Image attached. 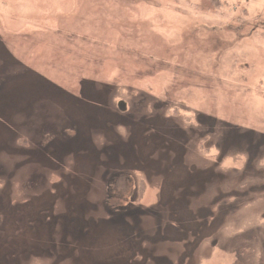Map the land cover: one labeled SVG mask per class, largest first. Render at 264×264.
<instances>
[{"label": "rangeland", "instance_id": "1", "mask_svg": "<svg viewBox=\"0 0 264 264\" xmlns=\"http://www.w3.org/2000/svg\"><path fill=\"white\" fill-rule=\"evenodd\" d=\"M13 230L56 254L19 264H264V0H0L1 257Z\"/></svg>", "mask_w": 264, "mask_h": 264}, {"label": "trees", "instance_id": "2", "mask_svg": "<svg viewBox=\"0 0 264 264\" xmlns=\"http://www.w3.org/2000/svg\"><path fill=\"white\" fill-rule=\"evenodd\" d=\"M50 87H52V86H50ZM41 89H42V93L38 94L35 97V100L34 101H36V103H40L42 105H43V103L50 104V105L57 104V105H55L56 107L54 109L57 110V111H59V112H62V110H67L66 114H68V115H73V110L74 109H77L78 111H80V110H84V109H87V108H89V109L90 108H93V107H89L87 103L88 102L92 103V102H94L96 100L94 98L93 99L92 98L91 99H82V101L80 102V101H78V98H74L70 94L60 95L61 97L58 98V99H56L57 97H53L52 96L53 93L50 92V89H44L46 91V94L43 93V88H41ZM97 94L98 93H96L94 96L97 97ZM49 101H51L52 103L49 102ZM98 105H101V107L98 106V108L96 107V109L98 110V115H99L98 117L101 118L102 121L101 122L98 121V122H96V123H94L92 125L93 129H92V133L91 134H95V135H94V137H91L90 140H93V141L95 140V138H97L96 133L98 131H102L103 132V136H109L110 134H112L114 131H113L112 127L110 128L108 126V123H111V120L110 119H112L113 117H116V116L120 115L118 112L106 114L105 110H106V107L107 106H103L104 105V101L102 103L98 104ZM109 111H115V109L114 108H109ZM21 112H22V110H21ZM91 113H92V111L89 110V111L84 112L85 115H83V116H86V119L90 122V124H92V120H93L92 118L94 117ZM110 115H112V116H110ZM146 118H143V119L140 118V120L136 121L133 124V128L132 129L134 130V134L131 132L133 135L139 134V137L140 138L146 137L145 134H147V133L145 132V130L143 129V126H142V124L146 120ZM122 119L123 118H121L119 116V118H114L112 120H113L114 123H119V122L122 123ZM104 124H106L107 127ZM138 128L140 130H142V132H138L137 131ZM109 131H111V132L109 134H106ZM155 135H156V133L151 134L150 135V138H153ZM67 136H70V134L68 133ZM57 137H59V136H56V138ZM115 137L118 138L119 135L117 134ZM133 138H134V136H133ZM166 138H167V136H166ZM62 139L64 141L68 142V143L73 142L69 138H63L62 137ZM103 139H104V137H103ZM93 141H89L88 139H84V144H83L84 147L83 148H79L75 144L74 145H65V144H63L60 147V149H55L54 148L53 149L54 152H57L58 153V154L55 153L56 155L54 154L55 157H56V160H60V162H61V159L63 157H65V156L67 157V155L70 154L71 152H73L75 149H77L78 151H81V152L83 151L85 153V150L86 149L88 150V147L90 145L96 147V145H95L96 143L93 142ZM117 141H119L118 147L120 149H122L125 153L127 151H129L130 154H133L135 152L133 150H135L136 148H138L136 146H131L128 142L123 143L122 142V139H120V137H119V139ZM135 143H137V141H135ZM114 147L116 148V145L115 144H114ZM143 149H144V147L142 146V144H140V150H139V152L143 151ZM69 150H71V152H67ZM62 152H64V153H62ZM51 154H53V152H51L49 149H46V152L43 154V157L45 156L54 165V161H53V159L51 157L52 156ZM106 154L109 155V157H110L111 160L112 159L115 160L117 158V155H113V152L112 153H108V152L105 153L104 152V156H106ZM143 154H145V150L143 151ZM147 160L148 159H146L144 162H141L139 165H143ZM63 162H64V159H63ZM63 162H61V164H63ZM38 163H40V162H38ZM34 164L36 165L37 163L35 162ZM64 168H65V165L61 169H64ZM118 170H124V169L123 168H119ZM118 170H116V171H118ZM98 171L99 170L96 169V172L89 178V180H87V179L84 180L86 182V186L85 187L78 186V185H74L75 183L72 182L73 181V178L70 175H68V178H67L68 179V182H70V184L72 186L68 182H67V184H68L69 188H71V187L72 188L71 189L67 188V189L63 190L61 193L67 194V199L70 197V200L73 199V198H76L78 200H84L85 202L83 204H84V206H86V204L88 203V201L84 198V196L85 197H88V198L91 196V194H92V192H90L91 191V186L93 187L94 186V183H97L96 182V179H95V175H96V173ZM103 173H104V171H103ZM110 173L111 172H109V174ZM150 173L151 172L148 170L147 171V174L149 176H150ZM113 176H117L116 178H118V179L121 178L120 175L119 176L118 175H113ZM118 179H117V181H118ZM54 185L55 186H59V184H54ZM83 185H84V183H83ZM73 186L75 187V190H74V187ZM73 194L76 195V196H73ZM42 196L44 197V198H42V201H44L45 204H47V200L48 199L55 198L54 194L49 195L47 192H44V194ZM60 198H59V200L56 199V204H57L58 201H60ZM56 204L53 203L54 210H51L52 213L53 212H56ZM23 205H25V204H23ZM23 205H20V207H23L24 208ZM34 208H37V206L35 205ZM38 210H40V209H38ZM45 210H47V211L49 210V204H47V208ZM88 210L91 211V208H89ZM20 232H21V230H13L12 231V234L9 233L8 236L11 239H14V241H11V243H10V245H11L10 251H8L6 253H2V257L0 255V263H3V264H19V262H21V261H28V260L32 259L33 256H54V255H56L52 251V249L54 248V246L52 244L46 245V246L33 245V244L30 243V238L25 237V236L19 238V240L16 241L17 237L20 236L19 235ZM1 250H3V249L0 247V251ZM72 254H74V251L73 252L69 251L68 254H67V257L72 256ZM63 256L66 257V255H63Z\"/></svg>", "mask_w": 264, "mask_h": 264}]
</instances>
